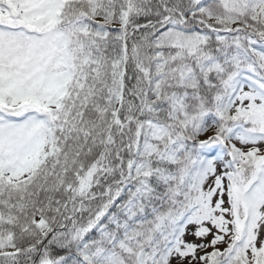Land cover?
Segmentation results:
<instances>
[{"label": "snow or ice", "instance_id": "6c2138e0", "mask_svg": "<svg viewBox=\"0 0 264 264\" xmlns=\"http://www.w3.org/2000/svg\"><path fill=\"white\" fill-rule=\"evenodd\" d=\"M0 264H264V0H0Z\"/></svg>", "mask_w": 264, "mask_h": 264}]
</instances>
